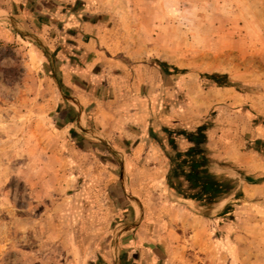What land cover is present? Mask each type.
<instances>
[{
	"label": "rangeland",
	"instance_id": "obj_1",
	"mask_svg": "<svg viewBox=\"0 0 264 264\" xmlns=\"http://www.w3.org/2000/svg\"><path fill=\"white\" fill-rule=\"evenodd\" d=\"M69 3L1 6L0 264H112L136 244L123 224L140 222L145 238L166 240L138 244L156 264H264V0H103L93 18ZM70 28L122 63L156 68L149 156L121 132L107 139L92 114L75 126L58 67L87 56L58 37ZM51 34L64 46L40 38ZM102 82L90 87L98 100ZM200 126L210 172L235 185L208 217L166 182L168 138Z\"/></svg>",
	"mask_w": 264,
	"mask_h": 264
},
{
	"label": "crops",
	"instance_id": "obj_2",
	"mask_svg": "<svg viewBox=\"0 0 264 264\" xmlns=\"http://www.w3.org/2000/svg\"><path fill=\"white\" fill-rule=\"evenodd\" d=\"M9 1L11 0H0V14L4 11L1 10V6L9 3ZM18 1L23 2L25 0ZM63 1L71 3L74 0ZM78 1L82 5V13L80 15L86 18L95 17L94 11L96 8L94 6H99V4L103 3V0ZM40 15L41 13L34 16L36 22L41 20L39 18ZM80 15L77 16L80 17ZM85 26V30H87L89 23H86ZM82 31L83 28L80 30L70 28L62 29L58 34L60 39L63 38L69 44L67 46L69 49H72L75 53H80V55L85 54L87 56V60L85 59L82 62H71L66 58L61 59L58 67L60 86L63 91L68 93V98L66 97L64 100L69 103L71 110L77 113L74 119L75 126L81 128V125H85V119H83V117H86L85 114H92V124L107 139H110L111 133L121 132L125 137L124 139L131 141L129 146L132 148L133 153L140 151L144 156H149L155 150V147L149 140L151 139L150 136H148L151 120L148 95L150 90L156 86L158 80L156 68L149 64L129 65L127 62L122 63L114 58L113 55L115 53L103 49L100 43L92 42L91 39L82 41ZM5 35L9 37L10 33L8 32ZM51 36H54V34H51ZM40 38L47 45H53L55 49H60V46H64L55 36L51 40H45L43 36H40ZM100 79L104 81L101 84L102 88L97 87L102 89L106 96L98 100L95 98L94 90L90 89V87L95 84V81ZM144 91L147 93L145 94ZM174 139L180 149L189 146V143L182 135H177ZM170 210L178 211L180 215L181 213L188 215V211L184 210V208L178 207L176 209V207L172 206ZM169 223H172L173 228L179 229L186 222L184 220H172ZM143 224L142 222L134 223L132 226L123 224L124 231L132 228L136 229V244L134 245V242H126L123 254H119L118 249L117 253L119 255L114 257L112 264H156L154 252H151L148 248V254L144 257L142 255L143 247H138V244L149 243L156 246L165 244L166 240H164L163 236L160 238L154 234L145 238L144 234L140 232V230H143ZM122 235L124 234H121L120 237Z\"/></svg>",
	"mask_w": 264,
	"mask_h": 264
},
{
	"label": "trees",
	"instance_id": "obj_3",
	"mask_svg": "<svg viewBox=\"0 0 264 264\" xmlns=\"http://www.w3.org/2000/svg\"><path fill=\"white\" fill-rule=\"evenodd\" d=\"M178 135H182L189 146L180 150L174 138H168L169 149L164 151L169 165L167 185L175 195L204 208L199 213L208 217L210 206L235 189L234 181L210 172L205 126Z\"/></svg>",
	"mask_w": 264,
	"mask_h": 264
}]
</instances>
